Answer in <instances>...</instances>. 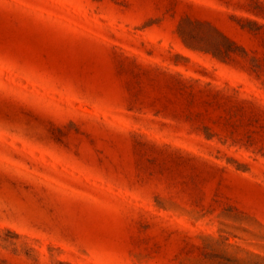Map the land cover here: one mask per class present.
Returning <instances> with one entry per match:
<instances>
[{
	"label": "rangeland",
	"instance_id": "obj_1",
	"mask_svg": "<svg viewBox=\"0 0 264 264\" xmlns=\"http://www.w3.org/2000/svg\"><path fill=\"white\" fill-rule=\"evenodd\" d=\"M0 264H264V0H0Z\"/></svg>",
	"mask_w": 264,
	"mask_h": 264
}]
</instances>
